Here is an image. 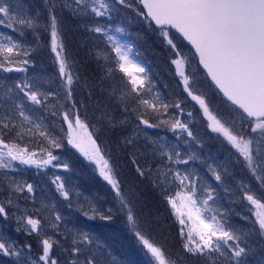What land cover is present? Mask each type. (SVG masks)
Wrapping results in <instances>:
<instances>
[{
	"label": "snow or ice",
	"instance_id": "obj_1",
	"mask_svg": "<svg viewBox=\"0 0 264 264\" xmlns=\"http://www.w3.org/2000/svg\"><path fill=\"white\" fill-rule=\"evenodd\" d=\"M45 3L48 5V23L44 25V30L50 29L51 51L55 53L60 88L66 103L60 104L57 90L42 89L44 81L40 77L24 76L13 79L11 83L7 82V77L0 78V169L16 170L13 163L16 161L37 168L49 165L60 167V164H53L59 157L50 150L60 148V140L50 133L37 111L38 108L47 110L51 98H57L56 104L62 108L70 105L68 111L63 113V119L67 122L68 143L98 165L100 175L115 192L118 211L125 213L130 229L150 255L151 264H175L166 250L140 227L132 194H125L118 179V166L105 158L101 147L88 131V124L80 117L78 105L81 102L75 100L73 86L79 84L81 77L74 73L72 62L65 54L62 42L63 12L67 10L77 18L91 15L94 22L85 27L106 39L115 53L119 70L129 77L128 83L131 85L120 100L125 113L132 105L131 112L135 114L137 123L132 133L122 138V144L125 148H133L131 163L135 165L138 176L151 179L157 187L161 184L176 185L178 190L175 196H167L166 199L179 217L182 226L180 235L185 239L183 249L190 256L202 260L203 264H247L246 257L253 251L247 237L252 235L253 230L241 232L224 221L222 216L218 219L217 215H205L218 211L209 205V201L216 199V190L211 185L200 184L198 191L202 178L187 167L191 161L198 159L196 154L182 152L178 145L164 142L165 138H150L141 127H167L177 134L178 140L183 139L181 133H186L187 138L199 143L189 128L190 121L180 118L184 114L180 102L169 104L159 94L151 95L152 87L150 82L146 83V77L134 74L144 73L145 69L130 59L131 49L120 43L115 35H110L108 26L99 23L100 18L111 20V14L119 11L118 6L132 8L133 5L129 0H51L50 4L49 0H45ZM138 3L142 8L136 9L137 14L158 26L160 34L174 52L176 58L172 63L182 79L183 90L199 104L209 121L208 127L226 138L242 157L246 168L264 187V0H138ZM22 8L21 4L14 6L7 0H0V26L12 29L21 36L25 30H32L35 34L39 26L33 17L23 13ZM173 29L195 49L206 77L231 102L223 116L214 114L207 93L200 90L196 76L186 73V65L191 61L179 51L171 35ZM115 31L121 33L124 30L116 28ZM30 57L31 50L13 36L0 33V72L27 73V66L32 63ZM84 83L91 87L86 78ZM52 107L55 108V105ZM170 107L178 110L179 114H169ZM74 109L76 111L70 118L69 113ZM149 113L156 118V122L147 118ZM51 115L56 116L57 112L53 110ZM101 115L103 118L107 114ZM165 115H168V119H160ZM187 116L192 117V113L188 112ZM129 122L126 117L122 123ZM141 135L145 137L144 151H141L139 144ZM36 136L47 143V147H40L39 156L15 142ZM184 143L187 144L188 140H184ZM141 159L145 160L146 166L139 163ZM63 167L67 168V165ZM208 171L217 182H222L221 173L212 165H208ZM52 183L65 200H70V189L66 188L60 176H55ZM34 192L33 184L15 179L9 180L4 188L5 199L0 201V218L7 221L15 217L16 232H23L28 237L36 234L38 238L37 249L34 250L32 243H18L4 229H0V256L10 258L7 264H105L103 245L95 235L67 229L63 225L64 217L59 213L53 218L44 215L45 210L51 212L52 209L43 202L40 208L32 211L27 207L21 208L20 199L25 202L31 200L35 204ZM244 199L255 207L254 225H258L255 231L264 237V196L257 198L255 194L245 191ZM12 208L21 214L16 215ZM79 210L89 220L98 218L107 222L113 219L111 208L105 213L89 204L87 208L81 205ZM185 216L191 226L186 224ZM62 227L64 231H61ZM184 227H188L186 236ZM47 228L52 230L51 234H48Z\"/></svg>",
	"mask_w": 264,
	"mask_h": 264
},
{
	"label": "trees",
	"instance_id": "obj_2",
	"mask_svg": "<svg viewBox=\"0 0 264 264\" xmlns=\"http://www.w3.org/2000/svg\"><path fill=\"white\" fill-rule=\"evenodd\" d=\"M39 2V0H25V6L28 11L33 12L37 10L35 4ZM129 3L133 5L132 8L118 6L119 11L111 14L112 19H105L104 22L108 28L121 26L124 29L123 34L129 41L141 66L145 69L142 76L146 77V83L150 82L151 84V95L159 94L160 98L169 104L179 101L184 109V114L180 116L182 119L189 112L186 109L191 110L194 120L191 122L190 128H193L199 133L203 141L207 142L205 147L200 146L203 147L201 153L208 151L205 150L206 147L212 146L213 148L216 147L215 145L220 146V144H222L223 149L228 150L227 145H230L226 138L209 130L207 122L203 120V111L200 109L199 104L193 101L183 90L182 79L177 73L176 66L172 63V60L176 57L170 46L167 45L165 38L160 34V30L149 23L144 16L137 14L136 9L142 8L138 0H129ZM88 18L92 24L94 19L91 15ZM86 20L87 17H69L63 21L66 51L72 62L76 64V72L81 77L79 84L73 86L74 98L81 102L78 105L80 117L92 122L90 125L91 128L93 127L94 132V136H92L101 147L102 154L110 160V163L118 166V179L122 182L125 194H132V202L140 227L144 229L146 235L166 250L175 261V264H188L187 261L192 256L183 249L185 239L180 235L182 226L179 223V217L166 199L167 196H175L178 189L175 184L154 186L151 179L140 177L136 173L135 165L131 163L133 148L131 146L125 148L122 144V138L130 135L137 123L135 114L131 112L132 105H129V112L125 113L120 100V96L131 88L128 83L129 77L119 70L114 59L115 53L111 51L106 39H102L98 37V34L95 35V33L87 30L85 27ZM30 32L31 30H27L26 37L19 35L18 32L15 35V37H19L16 41L31 50V64L34 67L29 72H33V77L43 79L42 89L57 90V98L60 104H65L64 93L60 88L61 82L58 78V64L55 61V53L51 51V44L48 41L49 35L44 29L40 31L37 37L31 36L32 33ZM171 35L181 54H191L195 59L197 77L210 91V94H207L211 102L210 106L223 116L230 103L224 99L223 95L217 91L209 78L206 77L192 49L175 31L171 30ZM85 78L91 87L85 85ZM49 80L52 82L48 83ZM57 98H51V100L55 104V108H59L50 109L48 107L43 112L48 114L55 110L59 131L64 133V127L62 126V122H64L62 112L64 111L62 110L65 109L56 104ZM69 106H66V108H69ZM75 111V109L72 110V112ZM102 113L107 115L102 118ZM168 113L179 114L178 110L171 107ZM201 116L202 121L199 120ZM126 117L130 122L122 123ZM163 117L168 118V115ZM163 117H160V119H163ZM109 118L111 122H109ZM147 118L152 122H156V118L151 113ZM141 127L145 129L143 125ZM118 142L119 147L117 146ZM144 143L145 137L142 136L139 141L141 151L145 150ZM60 150L63 151V149L58 151ZM234 157L236 158V156H233V159H231L229 154L225 153L223 154L224 160L220 156L216 158L221 165H224L226 184L232 185L236 181L238 185L232 194L233 199L227 201L229 224L241 230V232L253 230L252 235L247 237L248 244L253 249L246 257L247 264H264V246H262L264 245V237L256 234L255 230L258 229V225H254L256 216L253 214V209H251L253 205L244 199L243 183L235 179L233 174L229 172V167L236 160ZM74 159H76L74 160L75 163L80 164L76 156ZM147 159L151 163L150 157ZM139 163L146 166L144 159H141ZM152 166L155 168L154 164ZM235 174L236 176L239 175L238 172ZM243 175L245 176L244 172ZM82 179L83 177L81 178V184L86 188L87 183ZM89 182L91 188L96 187L102 194V196L96 195L97 202L105 208L113 209V219L111 221L106 222L97 218L90 222L91 229L94 228V231L104 238L105 244L102 245L105 264H151L150 255L147 254L146 249L143 248V245L130 229L125 213L118 211L119 204L111 185L104 178L93 173H91ZM261 194L264 196V192ZM237 197L240 198L235 200ZM187 229L188 227H184L185 236L187 235ZM16 237L23 243L25 241L32 243L34 250L37 249L38 238L36 234L28 237L25 233L18 232ZM192 258L193 262L197 259Z\"/></svg>",
	"mask_w": 264,
	"mask_h": 264
},
{
	"label": "rangeland",
	"instance_id": "obj_3",
	"mask_svg": "<svg viewBox=\"0 0 264 264\" xmlns=\"http://www.w3.org/2000/svg\"><path fill=\"white\" fill-rule=\"evenodd\" d=\"M19 1H20V3H19ZM19 1L18 0H7L8 3L13 4L14 6L16 4H22L23 13L30 16V17H33L35 19L36 24L39 26L35 34L31 30V32H30V33H32L31 36H34V37L39 36L40 31L42 29H44V25H46L48 23V5L45 3V0H39L40 1L38 3L39 5L35 4V6H37V10L30 12L27 10V7L25 6V4H26L25 0H19ZM50 3H51V0H49V4ZM16 10L20 11V9H16ZM69 17L77 18V17L72 16L70 12L65 10L63 12V21H64V19H68ZM88 17L86 20L88 23L86 22L85 23L86 25L91 24ZM105 19H107V18H100L99 23L105 24V22H104ZM114 28L116 29V28H122V27L121 26H113L111 28H108L109 34L115 35L117 40L120 43L127 45L131 49V51L129 53L130 59L134 62V64L142 67L140 61L137 59V56L133 53L132 47H131L129 41L126 39L123 32L117 33L114 30ZM26 32H27V30H25V34H24L25 37L27 36ZM0 33H6L7 35H11V36H13V38L15 40H18V38H19V37L18 38L15 37L17 32H15L12 29H9L7 27H4V26H0ZM47 33L49 35L48 41L51 44L50 29L47 31ZM95 35H97V34L95 33ZM98 37L103 39V37H101L99 34H98ZM62 42H63L64 47H65V54L68 56L67 51H66L64 23H63ZM184 56H187L189 58V60L191 61V63L186 65V68H185L186 73L194 74L196 76L197 80L199 81L200 90L202 92H206L209 95L210 91L204 86V84L197 77V67L195 65V59H193L191 54H185ZM70 61L72 62L71 59H70ZM72 66H73L74 73L77 74V72H76L77 67H76V64L74 62H72ZM27 67H28L27 73H3V72H0V78L7 77L8 78L7 82L11 83L10 80H13V79H22L24 76L33 77V74H32L33 72L30 73L29 71H32L34 65L30 64ZM134 74L143 77L142 73H135L134 72ZM41 87H42V85H41ZM64 101H65V99H64ZM52 105H55V104L52 103V100H51V104L49 105L50 109H53ZM210 107L212 108V106H210ZM58 108L59 107H57L55 109H58ZM63 108L65 109V110H62L64 112L68 111V109H69L66 107H63ZM186 110L191 112V110L189 108H187ZM212 110H213L214 114L218 115V117L221 116L217 110H214V108H212ZM64 112H62V117H63ZM73 113L74 112L69 113L70 118H72ZM37 115L40 118H42L43 124L48 126V130L50 131V133L52 135L58 137L60 140V143L62 146L58 149H50V150L53 151L54 155L59 157V159L57 160V163L61 165L55 171V174L60 176L61 179L65 182L66 188L70 189L71 196H70V200H65L59 194V192H57L56 186L52 182H50L51 179H50V181H48V180L44 181L45 177L43 176L44 179L39 178L37 180L36 178L31 176L30 173H29V175H27L25 170H22L19 181L33 184V186L35 188L34 196L36 198V202H35V204H33V202L31 200H29V201L24 203L23 200H19V204H20L21 208L23 209V208L27 207L30 211H32L35 208H40L41 202H43L44 204L48 205L49 209H52L51 212H48L47 210H45L44 215H48L50 218H53L56 213H59L62 217H64L63 225H66L67 229L83 230V231L89 232V233L95 235L101 244H105L104 238L100 234L95 232L94 228L91 229V223L90 222H92L93 220H89L87 217H85L83 215L82 211L79 210L81 205H83L85 208H87L89 204L95 206L101 212L106 213L108 210V208H105L104 206H102L101 204H99L97 202L96 195L102 196L100 191L94 186L91 188L89 180L87 181L86 188H84L81 184V178L82 177L79 174H77L78 172H81L83 169L88 168L89 172L97 175L98 177L103 178L100 175L98 165L95 163V161L89 160L82 152H80V150L78 148H76L73 145L68 143L67 122H65V121L62 122V126L64 127L63 128L64 133H61L59 131L58 119H56L57 115L52 116L51 113L46 114L43 112V109H39V108L37 111ZM203 117H204L203 120H205L207 122V124H209V121H208L207 117L204 116V114H203ZM81 119L84 120L88 124V131L91 132L92 135L94 136V132L92 129L93 127L92 128L90 127L92 122L87 121L86 119H83L82 117H81ZM163 119H168V118L163 117ZM181 119H182V117H181ZM182 120L190 121V123H189V128H190L191 127L190 124H191V122H193L194 117L193 116L192 117L186 116V117H183ZM199 120L202 121V116L199 117ZM144 128H145L144 132L147 133L148 137H150V138H157V137L165 138L164 142H166L168 144H172V145H178L182 152H185V153H193L194 152L196 154L198 159L191 161L187 167H188L189 171H195L202 178L201 181L198 183V191H199L200 184L211 185L216 190L215 191L216 199L214 202L209 201V205L212 209L218 210V211L205 213L206 216L217 215L218 219L221 218V216H222L223 220L229 224V216H228V212H227V201H231L233 199L232 194L236 190V187L238 185H237L236 181H234L232 185H228L225 182L224 165H221V163H219L216 159L218 156H220V158L222 160H224L223 154H225V153L229 154L231 159H233V156H236V158L234 157L236 160H234L232 162V166L229 167V172L231 174H233V177L235 179H237V176L235 173H237V172L239 173L238 176H240V179H238V180L241 181L244 185V187L242 188V192H245L247 190L251 194H255L256 196L259 193L258 198L262 196L261 193L264 192V187L261 186L260 182L258 180H256V178L246 168V166L242 162V157H239V153H237L236 150L234 151V148L230 144H229L230 146L227 145V147H229L228 150H226L225 148L223 149L222 144H220V146L215 145L216 147H213V148H212V146H209V148L206 147L205 150H208V151L201 153V150L203 149V147H200V146L203 145L205 147V144L207 142L203 141V139L200 137L199 133H197L193 128H190V129L192 130L194 136L196 137V140L199 141V143L191 141L189 138H187L186 133H181L180 135L183 137V139L178 140L177 134H174L173 132L169 131L167 129V127H160L162 130L160 128H146V127H144ZM209 130H211V132H213L210 127H209ZM215 133H217V132H215ZM217 134H221V133H217ZM142 136L143 135H141L140 138H142ZM93 139H95V138L93 137ZM184 140H188V143L187 144L184 143ZM15 142L18 144H20V142H22L24 145H26V147L30 151H35L38 156L41 155L40 147L41 146L47 147L46 141H44L43 138L39 137V136H36L35 138L25 137L24 139L16 140ZM224 145H226V144L224 143ZM59 149H63V151L62 150L58 151ZM75 156L78 159V161H80V164H77L74 162V160H76V159H74ZM81 158H82V160H81ZM15 163H17V162H15ZM239 163H241L242 165H238ZM65 164L68 166V169L63 171V165H65ZM208 165H212V167H214L218 172L221 173L222 182H217L215 180V178L211 174V172L208 171ZM236 165L238 167H236ZM16 166H20V165L15 164V167ZM180 167L184 168L185 166H180ZM21 168H24V165H22ZM11 171H15V170L11 169ZM28 172L35 173L33 168L28 169ZM243 172H244L245 176L243 175ZM35 174L37 176V173H35ZM11 177H12L11 179H13V174H11ZM48 177H50V176L48 175ZM40 183H41V186L39 188ZM239 198L240 197H237L235 200H238ZM69 203H71V205H72L71 207H69ZM251 209H253V214L255 215V211H256L255 207L253 206V208H252V206H251ZM11 211L16 213V215L21 214L16 208H12ZM3 221L4 220L0 219V229H4L7 232V234L10 235L13 239L17 240L18 243L23 244V242L21 240H18V238L16 237L18 232L15 231V229L17 227L15 217H12L11 219H9V222L7 223V227L5 226L6 222H3ZM185 221H186V224H188V226H191V222L187 221V216H185ZM44 223H45V225H47V221H45ZM51 231L52 230L50 228H47L48 234H51ZM61 231H64V227L61 228ZM21 233H23V232H21ZM193 235H195V234H193ZM40 238L42 239L44 237H40ZM61 239H62V237H61ZM2 257L3 256H0V264H7V262L9 261L10 258L7 257V259H6V257H5V259H3ZM192 259H193L192 257L189 258L187 263L188 264H203L202 260L195 259V262H193Z\"/></svg>",
	"mask_w": 264,
	"mask_h": 264
},
{
	"label": "flooded vegetation",
	"instance_id": "obj_4",
	"mask_svg": "<svg viewBox=\"0 0 264 264\" xmlns=\"http://www.w3.org/2000/svg\"><path fill=\"white\" fill-rule=\"evenodd\" d=\"M21 147H26V145H24L22 142H20L19 144ZM17 163L13 162L14 165L18 164L20 166H16V170L15 171H11V169H8V170H5V169H0V201L4 200L5 199V193H4V188L6 187L7 183L9 180H11V174H13V179H15L16 181H19L20 179V175L22 173V170H25L26 174L33 176L34 178H36L37 180L39 178H43V176L45 177L44 181L45 180H48L52 182V180L55 178L54 176H57L55 174V171L58 169V167H52L51 165L47 166L46 168H37L36 166H29V165H24V168H21V164H19L18 161H16ZM53 164H58L57 161H54ZM79 164V163H78ZM238 165H242L241 163H239ZM236 167H238L236 165ZM34 169V172L37 173V176L35 173H32V172H28V169ZM68 169V166L67 168H64L63 167V171L67 170ZM5 172H7V178L5 177ZM52 174V175H51ZM77 174H79L81 177H83L82 181H87L89 180L90 176H91V172H89V169L88 168H85L83 169L81 172H78ZM48 175L50 177H48ZM237 179H240V176H237ZM40 182V181H39ZM41 186V183L39 184V188ZM20 200H23V199H20ZM24 201V200H23ZM25 203V201H24ZM1 220H3V218H0ZM3 222H6L5 226L7 227V223L9 222V220L7 221H3ZM41 239V238H39ZM38 240V239H37ZM3 259H5V257H2ZM7 259V257H6Z\"/></svg>",
	"mask_w": 264,
	"mask_h": 264
},
{
	"label": "water",
	"instance_id": "obj_5",
	"mask_svg": "<svg viewBox=\"0 0 264 264\" xmlns=\"http://www.w3.org/2000/svg\"><path fill=\"white\" fill-rule=\"evenodd\" d=\"M141 7H142V5H141ZM153 23V25L156 27V28H158V26H156L155 24H154V22H152ZM159 29V28H158ZM174 30V29H173ZM175 31V30H174ZM178 34V33H177ZM179 35V34H178ZM182 38V37H181ZM183 39V38H182ZM184 42L190 47V48H192V46L190 45V44H188V42L187 41H185L184 40ZM193 49V51L195 52V49L194 48H192ZM197 56V55H196ZM197 58H198V56H197ZM201 68H202V66H200ZM202 70H203V68H202ZM204 71V70H203ZM210 79V78H209ZM218 90V89H217ZM219 91V90H218ZM222 94V93H221ZM223 95V94H222ZM225 98V100L227 101V98L226 97H224ZM227 102H230V101H227ZM231 103V102H230Z\"/></svg>",
	"mask_w": 264,
	"mask_h": 264
}]
</instances>
